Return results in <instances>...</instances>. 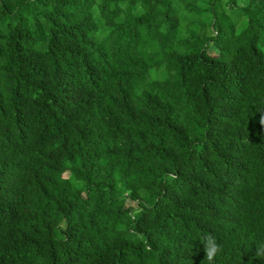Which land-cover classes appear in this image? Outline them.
<instances>
[{"label":"trees","instance_id":"16d2710c","mask_svg":"<svg viewBox=\"0 0 264 264\" xmlns=\"http://www.w3.org/2000/svg\"><path fill=\"white\" fill-rule=\"evenodd\" d=\"M254 241L264 0H0V264H264Z\"/></svg>","mask_w":264,"mask_h":264},{"label":"clouds","instance_id":"9594fccd","mask_svg":"<svg viewBox=\"0 0 264 264\" xmlns=\"http://www.w3.org/2000/svg\"><path fill=\"white\" fill-rule=\"evenodd\" d=\"M202 243H203L204 249L206 250L205 259H207L209 262H211L213 258L222 250V245L211 234L206 235L203 238ZM253 243L256 245V248H257L256 257L260 259H264V241H254Z\"/></svg>","mask_w":264,"mask_h":264},{"label":"rangeland","instance_id":"374dc122","mask_svg":"<svg viewBox=\"0 0 264 264\" xmlns=\"http://www.w3.org/2000/svg\"><path fill=\"white\" fill-rule=\"evenodd\" d=\"M209 52H210L211 54H217V49H215V48H211V49L209 50ZM65 176L68 177L69 174H66ZM127 205H128V206H136V204H135L134 202H131V201H129V202L127 203Z\"/></svg>","mask_w":264,"mask_h":264}]
</instances>
